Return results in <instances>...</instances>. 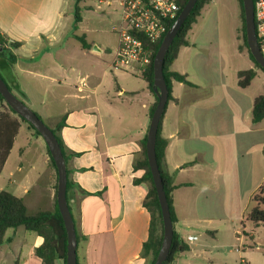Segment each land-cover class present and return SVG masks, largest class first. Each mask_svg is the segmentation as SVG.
Returning a JSON list of instances; mask_svg holds the SVG:
<instances>
[{
    "label": "crops",
    "instance_id": "0c3cea01",
    "mask_svg": "<svg viewBox=\"0 0 264 264\" xmlns=\"http://www.w3.org/2000/svg\"><path fill=\"white\" fill-rule=\"evenodd\" d=\"M97 1L82 0L75 22L74 0H0V34L20 43L11 50L15 56L11 74H2L10 81L13 76L26 105L44 110L52 129L65 116L61 139L68 152L78 154L68 157L65 164L70 181L66 198L78 238L77 263L150 264V257L139 255L150 221L143 206L148 185L134 183L143 171L133 170L132 164L141 157L155 98L143 80L139 78L140 84L134 86L123 79L124 72L110 68L112 59L107 62L106 56L117 48L114 28L120 19V0ZM92 33L100 36V43L86 36ZM78 38L88 49L82 48ZM190 45L181 47L178 55ZM190 83L171 81L174 100L167 104L160 131L167 142L164 171L175 186L171 192L176 216L173 230L184 242L187 236H195L191 233L194 222L195 227L199 225L191 196L194 184L214 186L218 192L217 179L223 177L225 165L231 175L238 171L233 162L222 163L218 158L214 133L207 134L214 131L213 125L205 122L207 110L196 97L199 88ZM53 104L59 105L56 115L48 111ZM209 137L214 139L210 155L198 149ZM31 143L38 147L34 160L27 159ZM25 166V179H16ZM56 189L57 172L43 139L21 123L0 173V190L22 199L27 213L33 215L57 210ZM20 229L24 230L18 227L9 233L8 229L4 236L7 242L21 238L28 245L24 253L20 248L13 264H42L34 255L41 238Z\"/></svg>",
    "mask_w": 264,
    "mask_h": 264
},
{
    "label": "rangeland",
    "instance_id": "374dc122",
    "mask_svg": "<svg viewBox=\"0 0 264 264\" xmlns=\"http://www.w3.org/2000/svg\"><path fill=\"white\" fill-rule=\"evenodd\" d=\"M86 36L95 43L101 42L100 36L94 33ZM187 38L190 47L180 51L170 70L185 71L183 74L199 88L197 102L207 110L205 122L213 125L214 131L207 134L214 133L218 158L222 163L233 162L238 171L231 175L226 171L227 165H220H225V169L223 177L217 179L218 192L214 186L194 184L191 196L196 202L199 225L195 227L194 222L191 233L197 240L185 241L189 251L182 254L177 264H264V223L254 225L247 218L255 204L253 197L264 181V119L257 124L251 122L253 100L263 90L264 71L255 69L244 46L238 1L212 0L204 5ZM109 39H112L110 35ZM114 51L106 56L107 62L113 58ZM250 68L255 70V75L246 88H240L237 72ZM124 75L126 82L140 84L137 81L140 77L128 72ZM32 101L37 102L35 96ZM27 106L52 129L44 110L36 104ZM2 107L4 102H0ZM58 107L53 104L48 110L50 115H56ZM214 139L209 137L207 144L199 145L198 149L210 155ZM30 148L27 159L34 160L38 147L31 143ZM27 171L25 166L14 177L25 179ZM200 178L202 181L203 175ZM27 246L21 238L10 242L5 239L0 246V264H13L18 260L20 248L24 253Z\"/></svg>",
    "mask_w": 264,
    "mask_h": 264
},
{
    "label": "trees",
    "instance_id": "16d2710c",
    "mask_svg": "<svg viewBox=\"0 0 264 264\" xmlns=\"http://www.w3.org/2000/svg\"><path fill=\"white\" fill-rule=\"evenodd\" d=\"M81 1L82 0H74L75 22H78L79 20L78 4ZM174 1L178 4L179 13H180L183 7L185 6L187 0H174ZM210 1L212 0H198L196 2L195 6L191 10L189 16L185 19V21L181 25L180 29L178 30V33L176 34L168 51L165 54L163 76L166 81L168 95H167V102L165 105L164 112L166 110L168 102L174 100L171 95V81H175L178 83H182L184 85L191 86V83L187 80V76L185 74L171 72L169 68L176 60L179 49L181 47H187L190 45L189 39L187 38V34L191 30L193 23H195L196 18L200 15V11L204 7V5L208 4ZM237 1L240 10V19L242 24V37H243L244 46L247 49L248 56L250 60H252L255 69H260L259 65L254 61V59L252 58L251 54L248 51L246 45V38H245V24H244L242 1L241 0H237ZM252 1L253 3L255 2V0ZM179 13L177 14V16L179 15ZM175 19L168 23L167 28H170V26L173 24ZM78 40L80 41L83 49H88V46L85 44L82 38H78ZM161 41L162 40L151 45L152 48L151 61L148 67L146 68V70L144 71V73L139 76L140 79L147 84V88L152 94H153L152 63H153V58L156 54V51L158 50ZM19 46H20L19 42L9 41L0 34V76L6 83L8 89L19 100L22 101L21 98H23V95L19 91L18 87L15 85L13 76L10 81L2 74V72L11 74V69L15 61V56L11 53V50L17 49ZM238 50L241 51L240 48H238ZM254 75H255L254 69L237 72L238 86L240 88H246L253 79ZM153 96L155 98V103L153 104V107L150 111V117L157 103L156 96L154 94ZM0 102L5 103V101L1 96H0ZM38 118L40 119L39 116ZM162 118L163 115L161 116L158 125V131L155 141V156L163 182V190L165 192V196L167 199L171 222L174 225V223L176 222V216L172 206L171 192L173 191L175 186H173L172 184L171 177L164 171L165 168L164 155H165V148L167 142L160 135ZM263 119H264V86L261 94L255 97L253 100L252 109H251V122L253 124H257L260 123ZM21 123L26 124L28 128L33 131L34 135L40 137L39 133L30 124H28L23 118L17 116L5 103V107L4 108L2 107L0 111V173L12 149L14 139L18 134ZM64 125H65V116H62L59 122L55 125V128L51 129V131L54 134L59 144V147L61 149L66 164V160L68 159V157L77 156L78 154L68 152L63 144V141L60 136V130ZM145 142H146V136L141 143V148H142L141 157L133 162L132 168L135 171L137 170L143 171L142 177L139 179H135L134 183L139 184L145 182L148 185V191L143 206L149 213L150 221L148 228V236L146 241L143 243L141 247L139 255L141 258L150 257L151 258L150 264H153L160 249L163 229H162V220H161L158 199L146 159ZM47 155L49 157V162L51 166L56 172L55 165L49 154L48 149H47ZM68 172L69 171L66 169L67 176H68ZM69 186H70V181L67 177L66 190H68ZM83 193L85 195H88V193L86 192ZM253 199L255 204L254 207L249 212L247 218L254 225L263 224L264 210L262 209V207H264V181L259 186L257 193L254 195ZM18 227H22L26 231L35 233L38 237L41 238L42 243L37 248H35L34 255L41 260L42 264H55V262L57 261H61L62 264H65L67 238H66V231L64 228L63 220L59 214L58 208L53 213L38 212L33 215H29L26 211L22 199L12 195L11 193L5 190H0V246L4 242V236L6 231L8 229H15ZM187 251H189L188 245L173 230V238H172L171 246L167 258L163 264L175 263L177 257L181 253Z\"/></svg>",
    "mask_w": 264,
    "mask_h": 264
},
{
    "label": "water",
    "instance_id": "95a60500",
    "mask_svg": "<svg viewBox=\"0 0 264 264\" xmlns=\"http://www.w3.org/2000/svg\"><path fill=\"white\" fill-rule=\"evenodd\" d=\"M198 0H187L185 6L167 30L164 35L158 50L153 58V83L152 91L156 96L157 103L154 111L150 117L147 133H146V159L152 182L155 187L161 220H162V241L160 249L156 256L153 264H163L167 258L172 238H173V224L170 218L169 207L165 192L163 190V182L160 175V171L157 165L155 156V141L158 131V125L163 115L165 105L167 102V85L163 76L164 57L168 51L173 39L175 38L178 30L189 16L191 10L195 6ZM243 13H244V24H245V38L246 45L249 53L251 54L254 61L259 65L260 69L264 71V58L260 53L258 42L255 34L254 25V7L252 0H241ZM0 96L3 98L8 107L19 117L23 118L28 124H30L43 139L49 154L53 160V163L57 172V189H56V203L59 214L63 220L64 228L66 231V259L65 264H77L76 261V247L77 239L75 233V227L71 213L68 208L66 198V182L67 173L65 161L59 147V144L52 133L41 119L21 100H19L7 87L6 83L0 76ZM175 264V263H173Z\"/></svg>",
    "mask_w": 264,
    "mask_h": 264
},
{
    "label": "built area",
    "instance_id": "2783aa9c",
    "mask_svg": "<svg viewBox=\"0 0 264 264\" xmlns=\"http://www.w3.org/2000/svg\"><path fill=\"white\" fill-rule=\"evenodd\" d=\"M253 7L256 39L264 58V0H255ZM119 8L114 28L118 44L109 65L112 70L140 76L151 61V45L163 39L179 6L174 0H120ZM196 240V236L185 238L186 242Z\"/></svg>",
    "mask_w": 264,
    "mask_h": 264
}]
</instances>
